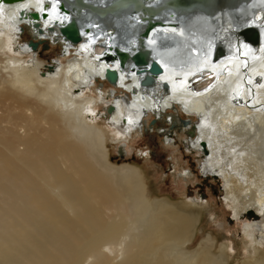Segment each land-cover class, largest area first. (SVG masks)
<instances>
[{
    "label": "bare ground",
    "instance_id": "obj_1",
    "mask_svg": "<svg viewBox=\"0 0 264 264\" xmlns=\"http://www.w3.org/2000/svg\"><path fill=\"white\" fill-rule=\"evenodd\" d=\"M45 1L0 3V264H229L228 242L210 233L195 242L204 208L196 198L148 200L138 172L128 164L113 167L107 158V133L113 141L126 140L142 113L170 107L185 112L184 131L197 130L187 146L205 155L201 172L219 178L223 203L242 224L244 260L238 264H264V42L258 49L236 47L234 29L247 20L224 14L227 24L217 38L235 37L226 43L230 55L216 64L198 50L201 55L192 56L189 47L196 37L214 39L208 19L192 27L196 37L169 25L177 42L164 55L171 64L156 88L144 91L135 87L138 75L118 72L87 40L75 50L66 46L64 62L43 74L42 62L17 39L26 25L36 40L56 43L57 31L44 32L67 17ZM247 10L264 16V0ZM249 22L264 28V18ZM199 67L217 77L189 86ZM106 69L117 71L123 83L124 92L109 84L115 98L101 88L99 96L92 94ZM101 104L105 112L98 111Z\"/></svg>",
    "mask_w": 264,
    "mask_h": 264
},
{
    "label": "water",
    "instance_id": "obj_2",
    "mask_svg": "<svg viewBox=\"0 0 264 264\" xmlns=\"http://www.w3.org/2000/svg\"><path fill=\"white\" fill-rule=\"evenodd\" d=\"M18 1L23 0H1L3 3H17ZM48 1L56 7L55 12L57 15L67 17L63 24L60 23L49 31H57L58 37L74 46L87 38H91L95 42L93 46L95 54L99 55L100 52H103L101 58L104 57V61L110 64H118L120 70L138 75L140 85L146 90L152 88L154 77L161 74V64L166 66L171 64L170 60L168 61L164 55L166 50L176 48L177 42L174 35L175 31L168 29L169 25H173L182 33L188 31L189 34H194L193 36L196 37V33H194L196 28L192 27L198 23L203 25L202 17L208 19L211 23V34L214 39L211 40L209 34L207 35L208 38L196 37L193 38L189 47H195L196 50L204 54L210 48L211 52L214 53V61L230 54L226 43L232 41L235 37L233 35L230 39L225 40L224 37L219 35L220 38H217L220 31L227 24L226 21H223L226 12L235 15L238 21L239 19L247 20L242 23V25L244 24L242 28L234 29L238 32L236 37H239L237 48L240 43L246 42L253 49H258L260 43L264 42L261 31H258L259 29L255 24L253 26L249 22L250 20L258 22L264 16L259 11L249 14L248 10L246 11V8H252L256 0ZM236 13H242L243 16L238 18ZM29 17L37 20L38 14L31 13ZM237 20L235 19V21ZM234 23L232 26H235ZM121 29L123 32H121ZM163 35L168 36L162 37ZM55 41H58V38ZM194 41H198L200 44H195ZM152 44L158 46L161 53L154 52L151 48ZM30 46L34 49L36 45L30 43ZM187 56L189 55L187 54ZM105 71H107V82L114 85L117 73L110 69ZM162 86L164 88L168 87L167 84ZM108 112H111V109ZM187 123L188 121H183V124Z\"/></svg>",
    "mask_w": 264,
    "mask_h": 264
},
{
    "label": "rangeland",
    "instance_id": "obj_3",
    "mask_svg": "<svg viewBox=\"0 0 264 264\" xmlns=\"http://www.w3.org/2000/svg\"><path fill=\"white\" fill-rule=\"evenodd\" d=\"M24 30L23 35H19L17 43L21 44L23 40L29 39L37 41L28 29L24 28ZM28 45L25 47L31 48L30 44ZM57 46V42L43 41L37 47L40 52L32 50L31 54L28 52L29 57L35 55L42 62L43 74H46L45 71L56 64L55 61L64 62ZM109 86L106 82L100 83L95 80L91 86L95 89L92 94L99 96L101 88L106 94L111 95ZM115 93L116 96L124 94L123 92ZM112 97L111 99L115 98ZM104 108V104L98 105L99 112H105ZM178 110L179 112L170 110V115L174 119V124L170 122L171 125H166L170 120L167 116L157 120L154 116L146 115L144 123L137 126L126 140L113 141L110 139L111 135L107 133V158L113 167L128 164L127 166L138 172L148 200L166 198L173 203L190 197L196 198L204 208L200 211V221L196 229V241H194L200 243L199 241L210 233L216 241L228 242L232 248L229 264H238L244 260L242 258L244 252V241L241 240L242 224L233 218L231 210L223 203L222 185L219 178L201 172L205 155L202 151H193L190 144L189 147L187 146L189 139L194 138L197 130H193L194 134L184 131L186 125L184 126L180 120H187L186 114L182 109ZM98 122L101 123V121ZM197 122V120H192L194 128L198 125ZM100 125L104 127L103 124ZM163 129L169 132V135L162 137L160 132ZM249 217L247 216L246 220L249 221Z\"/></svg>",
    "mask_w": 264,
    "mask_h": 264
},
{
    "label": "trees",
    "instance_id": "obj_4",
    "mask_svg": "<svg viewBox=\"0 0 264 264\" xmlns=\"http://www.w3.org/2000/svg\"><path fill=\"white\" fill-rule=\"evenodd\" d=\"M29 41H32L33 43H36V41H34L33 39H29V40H27V42H29ZM38 47V46H37ZM35 48V50L37 51V52H40V50L38 49V48ZM58 47V50H60V46L58 45L57 46ZM43 49H44V47H43ZM45 50V49H44ZM59 56V55H58ZM110 87V86H109Z\"/></svg>",
    "mask_w": 264,
    "mask_h": 264
},
{
    "label": "flooded vegetation",
    "instance_id": "obj_5",
    "mask_svg": "<svg viewBox=\"0 0 264 264\" xmlns=\"http://www.w3.org/2000/svg\"><path fill=\"white\" fill-rule=\"evenodd\" d=\"M212 178V177H211Z\"/></svg>",
    "mask_w": 264,
    "mask_h": 264
}]
</instances>
